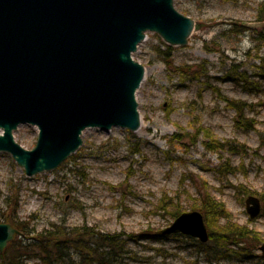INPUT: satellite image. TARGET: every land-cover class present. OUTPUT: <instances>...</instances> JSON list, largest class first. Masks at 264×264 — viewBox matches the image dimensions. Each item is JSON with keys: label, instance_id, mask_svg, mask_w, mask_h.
I'll return each mask as SVG.
<instances>
[{"label": "rangeland", "instance_id": "1", "mask_svg": "<svg viewBox=\"0 0 264 264\" xmlns=\"http://www.w3.org/2000/svg\"><path fill=\"white\" fill-rule=\"evenodd\" d=\"M263 1L174 0L178 12L202 26L186 45L171 46L172 60L176 66L205 61L209 78L188 82L170 73L154 50L167 44L148 32L133 54L144 67L135 95L140 128L85 129L74 153L57 168L31 177L9 154L0 152V224L13 225L4 205L13 192L18 195L16 219L29 222L36 232L64 221L71 228L86 225L122 234L127 239L125 264H264L258 250L264 243V217L250 219L245 209L248 195L258 197L261 208L264 201V148H259V134H264V42L256 41L252 33L261 29L255 17ZM231 22L254 30L228 33ZM234 66L246 72L250 82H258L262 93H249L226 80L225 73ZM213 88L252 105L245 116L256 120L255 129H237L234 110L217 98ZM205 131L218 141L242 143L249 151L245 155L206 151ZM176 134L181 141L172 138ZM186 134L197 136V142L192 144ZM13 136L30 150L37 129L21 125ZM224 160L238 170L221 175L217 168ZM238 186L250 193L239 195L232 188ZM202 189L225 205L233 222L259 233L262 242L256 249L243 256L207 258L187 236L158 234L173 221L167 214V198H177L187 212ZM73 260L77 264V258Z\"/></svg>", "mask_w": 264, "mask_h": 264}, {"label": "water", "instance_id": "2", "mask_svg": "<svg viewBox=\"0 0 264 264\" xmlns=\"http://www.w3.org/2000/svg\"><path fill=\"white\" fill-rule=\"evenodd\" d=\"M197 23L174 0H0V152L27 177L57 168L82 144L85 129L140 128L136 92L144 67L133 58L148 32L168 46H184ZM37 129L24 149L13 133ZM250 219L261 201L245 199ZM18 231L0 224V253ZM159 235L206 243L201 213L177 216ZM258 250L264 259V243Z\"/></svg>", "mask_w": 264, "mask_h": 264}, {"label": "trees", "instance_id": "3", "mask_svg": "<svg viewBox=\"0 0 264 264\" xmlns=\"http://www.w3.org/2000/svg\"><path fill=\"white\" fill-rule=\"evenodd\" d=\"M255 18L261 24V29H255L256 32L252 33L256 41L264 42V1L259 4ZM229 25L227 32L234 35H242L247 30H254L239 22H231ZM172 49L171 46L164 44L163 49L154 48L170 73L176 74L188 82L209 78L205 61L195 65L176 66L172 60ZM238 67H230L224 78L249 93H262L263 90L259 83L250 82L246 72H239ZM261 78L264 79V75H261ZM212 90L218 99L223 101L228 108L234 110V124L237 129L244 132L255 129L256 120L245 116L246 111L252 109V105L230 99L222 95L218 88ZM204 135L207 137L203 142L206 151L226 152L230 155H245L249 151V148L242 143L230 140L218 141L208 131H205ZM186 137L191 140L192 144L197 142V136L186 134ZM172 138L178 142L181 141L177 134ZM259 148H264V134H259ZM253 154H257V150ZM218 167L217 171L223 176L238 170L231 166L227 160H224ZM232 188L241 196L250 193L243 186ZM260 198L263 201L262 197ZM164 202V200L161 201V203ZM4 205L6 209H10L8 218L11 219L12 226L19 234L0 253V264H25L29 260H35V264H76L73 260L74 257L78 260L77 264H125L127 239L120 233H102L86 225L71 228L66 226L64 221L51 223L46 229L36 232L30 228L29 222H19L16 219L18 208L16 193L11 192L9 196H6ZM166 207L168 208L167 214L172 220L184 212L177 198H167ZM189 210L199 211L207 227L209 239L206 243H200L190 238L196 243L198 252L207 258L214 256L215 259H218L234 254L243 256L248 254L250 249H256L262 242L258 232L233 222L225 205L205 189L197 193V198L189 205ZM259 217H264V201Z\"/></svg>", "mask_w": 264, "mask_h": 264}, {"label": "bare ground", "instance_id": "4", "mask_svg": "<svg viewBox=\"0 0 264 264\" xmlns=\"http://www.w3.org/2000/svg\"><path fill=\"white\" fill-rule=\"evenodd\" d=\"M144 79V78H143ZM141 122H140V125L142 124V120H140ZM81 138H82V135H81Z\"/></svg>", "mask_w": 264, "mask_h": 264}]
</instances>
